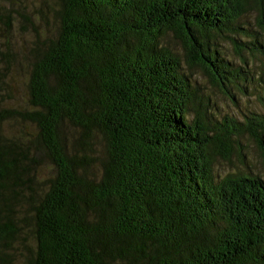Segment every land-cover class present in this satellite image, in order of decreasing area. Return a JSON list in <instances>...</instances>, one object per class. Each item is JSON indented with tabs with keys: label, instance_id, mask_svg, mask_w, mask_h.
Returning a JSON list of instances; mask_svg holds the SVG:
<instances>
[{
	"label": "trees",
	"instance_id": "obj_1",
	"mask_svg": "<svg viewBox=\"0 0 264 264\" xmlns=\"http://www.w3.org/2000/svg\"><path fill=\"white\" fill-rule=\"evenodd\" d=\"M249 12L264 32V0L58 1L56 33L26 57L25 107L5 104L10 58L0 65V264H264V183L212 171L237 135L264 153V111L208 117L178 55L158 42L172 32L185 65L233 96L245 71L215 40L245 66L263 55ZM0 22L9 27L6 11ZM9 121L34 135L6 134ZM95 138L99 158L86 152ZM41 154L53 171L42 185Z\"/></svg>",
	"mask_w": 264,
	"mask_h": 264
},
{
	"label": "rangeland",
	"instance_id": "obj_2",
	"mask_svg": "<svg viewBox=\"0 0 264 264\" xmlns=\"http://www.w3.org/2000/svg\"><path fill=\"white\" fill-rule=\"evenodd\" d=\"M60 0H0V16L6 11L10 15V25L7 29L0 22V65L4 64L6 58L12 66L7 78L11 88H8L9 99L5 100L7 106L25 107L27 78L26 57L35 44L43 38L52 37L58 26L56 8ZM245 27L254 29L261 36L264 46V32L257 29L253 24V12H249L243 19ZM261 33V34H260ZM161 46L178 55L181 71L189 76L196 89L200 107L205 109L208 117L218 119L220 117H232L241 121L250 112H263L262 99L264 97V54L258 55L253 60L247 59L246 66L243 65L234 54L231 45L224 39L216 38V48L222 57L241 65L245 71L244 81L237 80L238 87L229 89L233 96L221 93L207 77L197 68H188L183 61V46L172 32L167 31L158 39ZM8 53H7V52ZM5 53L8 56H3ZM10 53V56H9ZM2 88H5L4 85ZM4 97V96H3ZM192 112L186 118L189 119ZM3 130L6 134H18L25 131L29 136L34 135V127L30 123L20 121H9L4 123ZM62 133L76 152H80L78 144V132L68 123L63 124ZM87 153L96 155L98 158L102 153V144L98 138L93 139ZM232 151L229 155L216 154L213 158L212 171L217 178L226 174L240 173L257 176L264 183V153L255 142L245 134L237 135L232 143ZM264 148V146H263ZM37 177L41 185L44 179L52 174V167L44 155L41 154L40 164L36 168ZM97 164L86 169L88 175H97ZM21 241L29 248L33 247L30 232L27 230L21 237ZM22 253V252H21ZM20 262V257H17ZM18 263V262H17Z\"/></svg>",
	"mask_w": 264,
	"mask_h": 264
}]
</instances>
